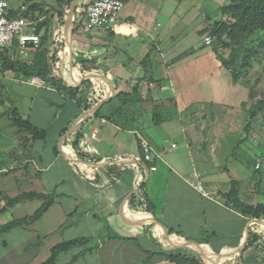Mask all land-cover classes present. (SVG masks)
<instances>
[{"label": "crops", "instance_id": "crops-1", "mask_svg": "<svg viewBox=\"0 0 264 264\" xmlns=\"http://www.w3.org/2000/svg\"><path fill=\"white\" fill-rule=\"evenodd\" d=\"M66 1L70 8L73 0ZM91 1L77 0L75 13L84 17ZM122 1L112 32L81 29L75 13L71 26L52 20L54 40H65L58 63L48 79L32 77L42 85L25 82L48 97L45 115L30 108L20 118L39 130L56 122L49 157L24 150L25 162L43 163L39 174L63 168L69 177H30L11 150L17 146H2L1 180L27 179L37 190L25 193L51 205L33 224L1 234V247L15 230H27L31 240L20 245L33 247L27 264L44 263L52 248L73 240L83 242L54 264H264V215L257 214L264 176H255L259 156L241 143L258 118H249L248 88L233 82L213 43L204 44L210 25L225 20L222 4L213 0V11L183 0ZM34 141L23 140L30 150ZM195 175L208 197L193 187Z\"/></svg>", "mask_w": 264, "mask_h": 264}, {"label": "rangeland", "instance_id": "rangeland-1", "mask_svg": "<svg viewBox=\"0 0 264 264\" xmlns=\"http://www.w3.org/2000/svg\"><path fill=\"white\" fill-rule=\"evenodd\" d=\"M9 3L13 7H18L20 4H25L29 7L35 6L36 8V16H37V22L38 23H45V26L41 29L42 33L45 29L48 30V35L51 34L52 29V20L58 19L57 16V2L56 0H8ZM219 4L227 5L230 0H217ZM197 6H211L212 9L215 10V7L212 5L213 0H194L192 1ZM216 5L215 3H213ZM217 7V6H216ZM206 12V11H205ZM75 17L77 20H82L83 17L79 15V13H75ZM36 28V27H35ZM61 35V33H60ZM260 36H264V33H260ZM56 37V36H54ZM257 34L253 35L252 39H256ZM198 40V39H197ZM197 40L194 42H191L190 44L196 45ZM59 44L64 43L65 40L62 38H58ZM194 43V44H193ZM220 55H227L229 56L230 49H219ZM236 58V62L240 63H251V60L248 59V52L246 49H243L240 53H234L232 54ZM34 56V53L32 54ZM226 56V57H227ZM8 58L12 62H20L24 63V61L18 57L17 51L15 49L10 50L8 52ZM255 63L257 64L258 70H253L250 72V74L246 75V79L250 82V85H253V88L255 91H257V97L258 100L261 96H264V51L259 50L257 58L255 60ZM259 68L261 70H259ZM4 75V76H3ZM0 78L1 85L4 86L0 89V158L3 157L2 155V146L9 145V146H17L16 148H11V150H16L18 153V157L20 158L19 163L21 166V169L23 171V167H26L25 172L28 173L30 177L33 175H40V178H43L44 175L47 176L49 181L55 180L56 178L66 179L68 176V173L61 168L60 172L57 174L56 169H53L49 174L44 173H38L37 168H42V164L40 161L36 159L37 162L29 161L25 162L27 159V155H25V152H28V154H32L33 157L34 154H40L41 158L43 160L47 159L49 157V148L51 147V140L54 138L53 133L56 129V122L49 123L46 127L48 129L47 132V138L44 139V141H38V140H31L34 141V149L30 150L31 148H27V144L23 142L24 138L30 139L31 135L22 130L19 126L15 125L13 123V116L12 112H16L19 117L28 115L30 112V108L32 109L33 114L41 113L39 116L43 117L45 114L42 111L43 104L48 98L45 95H42L41 91L35 92L34 88H30L25 84V82H29L30 78L24 77L19 72H13V71H7L3 74ZM77 81V80H76ZM40 109V110H39ZM22 118V117H21ZM47 118V116H46ZM57 121V120H56ZM71 128V127H70ZM69 128V129H70ZM252 135L247 138H244L241 143L243 145H249L254 149V154L259 156V159H257L258 164L260 166L259 171L254 172L255 176H264V126L261 124V121L258 119L255 124H253V127L251 129ZM29 137V138H28ZM64 137V136H63ZM62 137V138H63ZM13 138V140H12ZM61 138V139H62ZM61 139L56 140L59 142ZM11 140V141H10ZM58 145V143H57ZM20 147V148H19ZM23 147V149H21ZM39 150V153H37ZM15 152V151H14ZM36 152V153H35ZM250 156V154L248 155ZM247 157V156H246ZM253 160L255 158L251 156ZM249 162V159L247 160V163ZM38 164L36 166V164ZM252 170V169H251ZM37 190L35 186H31V184L28 182V180L21 177L19 182H11L9 179H6L4 181L1 180L0 177V191L2 192L1 199L4 198L3 204L0 203V227L4 226L5 224L15 220L19 219L25 216L32 215L42 204L44 201H38V200H29V201H23L16 205H9L8 204V197L14 198L15 195L18 194H25L27 191H34ZM56 209V208H54ZM54 211V210H52ZM12 235V236H11ZM31 240V236L27 230L25 232L22 230H15L12 234H10L7 238L8 246L6 248H2L0 245V264H27V262L30 261L29 256L32 252H34L33 247L29 246L28 251L24 250L22 251L20 249V245L23 242H28ZM56 238L53 237V239H50L44 243V247H41L40 251L41 253H45V247L47 248L51 244L56 242ZM27 246V245H26ZM24 252V256H21ZM47 252V250H46ZM41 257V256H40ZM42 258V257H41ZM66 259V256L64 258Z\"/></svg>", "mask_w": 264, "mask_h": 264}, {"label": "trees", "instance_id": "trees-1", "mask_svg": "<svg viewBox=\"0 0 264 264\" xmlns=\"http://www.w3.org/2000/svg\"><path fill=\"white\" fill-rule=\"evenodd\" d=\"M69 2L70 1L66 0H57L58 19L64 20L66 18ZM218 13L220 16L225 17V20L213 22L208 29V35L213 40V50L223 68L230 72L233 82H240L248 88L249 98L252 101L249 107V118L251 120L258 118L264 126V96H261L257 100V92L254 90L253 85H250V82L246 79V75L251 68V63H242V61L238 63L234 55H232L246 49L249 56L248 59L255 61L258 51H264V36L259 35L260 33H264V0H230L227 5H222L219 8ZM36 14L35 6H27V11L22 15L37 22L38 18ZM44 26L45 23H38L36 25V32L40 35V45L38 50L34 53L31 64L25 62H12L8 56H4L2 59V75L7 71H17L26 78L39 77L42 80L48 79L51 68L58 63V54L63 50L64 44H59V41L54 40L55 32L53 27L50 35H48L49 32L47 29L42 33L41 29ZM74 30L75 27L73 28V32ZM255 34H257V38L252 39ZM219 49H230L231 53L227 58H223L218 53ZM12 116L13 123L31 135L30 140L42 139L45 137L47 133L46 130L34 128L28 121L22 120L15 111L12 112ZM79 138L80 135L77 134L76 140L72 143L74 147L78 145ZM228 196L231 197L230 199L232 200V196H235V192L231 191ZM34 199H39L44 202L32 215L15 219L0 227V235L14 228L33 224L51 205L50 199L46 200L43 195L35 193H25L17 198L8 200V204L11 206L19 202ZM148 204L145 203V210L146 212H152V208ZM257 211V214L264 215V208L258 207ZM82 242L83 241L80 240H73L56 245L52 248L50 257L42 264H54L58 253L70 250ZM180 258L185 259L183 256Z\"/></svg>", "mask_w": 264, "mask_h": 264}, {"label": "built area", "instance_id": "built-area-1", "mask_svg": "<svg viewBox=\"0 0 264 264\" xmlns=\"http://www.w3.org/2000/svg\"><path fill=\"white\" fill-rule=\"evenodd\" d=\"M183 1L192 2L194 0ZM123 6L124 3L122 0H92L85 6L81 29L88 32L115 31L116 18ZM26 11L27 6L24 4L13 7L8 0H0V78L3 68L2 59L4 56H8L10 50L15 49L19 58L25 63L31 64L33 60L32 54L39 48L40 35L36 32V21L23 16L22 14ZM212 43L213 40L211 37L208 36L204 39L205 45L210 46ZM76 82H79V80ZM30 83L37 86L43 84L37 78H32ZM91 138L97 140L96 134L93 133ZM143 161L145 163L151 161L149 150L144 151ZM259 167V164H257L256 169H259ZM149 170L155 171L156 168L150 167ZM193 181V187L203 197H208L197 175L194 176Z\"/></svg>", "mask_w": 264, "mask_h": 264}, {"label": "water", "instance_id": "water-1", "mask_svg": "<svg viewBox=\"0 0 264 264\" xmlns=\"http://www.w3.org/2000/svg\"><path fill=\"white\" fill-rule=\"evenodd\" d=\"M76 6H77V0H73L71 6L69 8V10L67 11V17H66V21H65V23L67 25L70 24V26H71V24H72V20H73V16H74V13H75ZM70 36H71V31L69 32V37ZM92 77H94V75H87L85 77V79L92 78ZM112 94H113V90H111V96H112ZM101 105H102V103H99L98 106L95 107V108L97 109ZM92 112L93 111H90V112H87L86 114H91ZM86 114H85V116H86Z\"/></svg>", "mask_w": 264, "mask_h": 264}]
</instances>
